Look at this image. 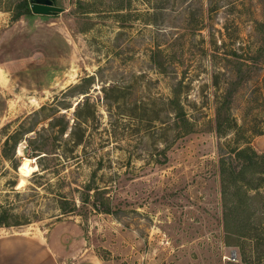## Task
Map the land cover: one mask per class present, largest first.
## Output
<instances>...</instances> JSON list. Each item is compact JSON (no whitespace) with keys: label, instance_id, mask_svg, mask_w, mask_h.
Listing matches in <instances>:
<instances>
[{"label":"rangeland","instance_id":"obj_1","mask_svg":"<svg viewBox=\"0 0 264 264\" xmlns=\"http://www.w3.org/2000/svg\"><path fill=\"white\" fill-rule=\"evenodd\" d=\"M24 1L0 0V216L22 224L0 238L50 237L64 264H264V244H226L220 166L264 153V0H57L14 22ZM92 179L111 214L82 202Z\"/></svg>","mask_w":264,"mask_h":264},{"label":"trees","instance_id":"obj_2","mask_svg":"<svg viewBox=\"0 0 264 264\" xmlns=\"http://www.w3.org/2000/svg\"><path fill=\"white\" fill-rule=\"evenodd\" d=\"M12 12L14 22L19 21L23 16H34L29 7L28 0H25L19 8ZM158 66L162 70L165 69V63H159ZM233 95L234 92L231 90L226 98L225 107H229ZM170 104L176 113L178 137L192 134L195 125L187 117V113L182 105L179 87L174 89V95ZM222 112L223 108H219L217 129L220 134L223 133L221 131ZM77 127L76 125L73 128L71 137L73 138L72 142L74 145L79 147L82 145L83 138ZM18 144L19 141L16 136H10L4 144L2 156L12 162L13 160L16 161L15 151ZM12 151H14L13 155ZM41 151L43 150L33 148L32 154H28L30 158H32V155L36 158L39 157L38 162L40 166L41 161L47 158V153L46 156H42L43 154H40ZM220 166L226 244L238 247L240 246L238 241L244 237L252 242L254 250H258L264 244V239L258 233V231L264 232V206L260 210L255 209L254 201L264 197L260 192L264 186V153L260 154L251 146L238 147L221 158ZM95 184L96 180L92 179L91 182L84 186L82 202L94 207L98 211L111 214L113 212L112 202L106 199L105 191L96 187ZM251 192H254L255 195H251ZM92 193L94 195H91ZM92 199H94V202H92ZM5 215L7 217H4ZM12 219L16 220V217L3 213L0 216V228L22 225L17 220L12 223L10 221Z\"/></svg>","mask_w":264,"mask_h":264},{"label":"crops","instance_id":"obj_3","mask_svg":"<svg viewBox=\"0 0 264 264\" xmlns=\"http://www.w3.org/2000/svg\"><path fill=\"white\" fill-rule=\"evenodd\" d=\"M52 238L13 235L0 238V264H64Z\"/></svg>","mask_w":264,"mask_h":264},{"label":"water","instance_id":"obj_4","mask_svg":"<svg viewBox=\"0 0 264 264\" xmlns=\"http://www.w3.org/2000/svg\"><path fill=\"white\" fill-rule=\"evenodd\" d=\"M31 9L38 16H56L64 11L57 6V0H32Z\"/></svg>","mask_w":264,"mask_h":264}]
</instances>
